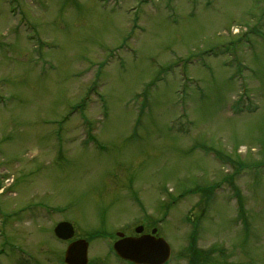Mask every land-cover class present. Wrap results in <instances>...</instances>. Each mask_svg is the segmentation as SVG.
Segmentation results:
<instances>
[{
  "label": "rangeland",
  "instance_id": "obj_1",
  "mask_svg": "<svg viewBox=\"0 0 264 264\" xmlns=\"http://www.w3.org/2000/svg\"><path fill=\"white\" fill-rule=\"evenodd\" d=\"M208 209V264H264V0H0V264H65L62 220L188 264Z\"/></svg>",
  "mask_w": 264,
  "mask_h": 264
},
{
  "label": "water",
  "instance_id": "obj_2",
  "mask_svg": "<svg viewBox=\"0 0 264 264\" xmlns=\"http://www.w3.org/2000/svg\"><path fill=\"white\" fill-rule=\"evenodd\" d=\"M142 231V227L137 229L138 233ZM55 233L59 238L69 239L74 236V228L72 224L62 222L56 227ZM119 235L123 236L122 234ZM115 250L124 259L136 264H164L171 254L168 243L153 235L122 238L116 242ZM65 261L68 264H86L88 261V243L85 240L72 243L67 249Z\"/></svg>",
  "mask_w": 264,
  "mask_h": 264
},
{
  "label": "trees",
  "instance_id": "obj_3",
  "mask_svg": "<svg viewBox=\"0 0 264 264\" xmlns=\"http://www.w3.org/2000/svg\"><path fill=\"white\" fill-rule=\"evenodd\" d=\"M187 253L190 255L189 264H208L209 255H211L212 252H207L198 248L195 242H193L192 245L188 247Z\"/></svg>",
  "mask_w": 264,
  "mask_h": 264
},
{
  "label": "flooded vegetation",
  "instance_id": "obj_4",
  "mask_svg": "<svg viewBox=\"0 0 264 264\" xmlns=\"http://www.w3.org/2000/svg\"><path fill=\"white\" fill-rule=\"evenodd\" d=\"M144 229H145V230H144L145 233H150V232H152V230H153V228H151L150 230L147 231V226H146V225H144Z\"/></svg>",
  "mask_w": 264,
  "mask_h": 264
}]
</instances>
